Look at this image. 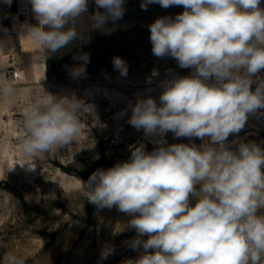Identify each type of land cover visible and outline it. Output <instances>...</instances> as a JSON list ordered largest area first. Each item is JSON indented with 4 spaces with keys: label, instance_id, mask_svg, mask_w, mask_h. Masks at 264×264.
<instances>
[{
    "label": "clouds",
    "instance_id": "1",
    "mask_svg": "<svg viewBox=\"0 0 264 264\" xmlns=\"http://www.w3.org/2000/svg\"><path fill=\"white\" fill-rule=\"evenodd\" d=\"M29 2L38 23L24 33L36 48L53 54L79 38L77 23L89 0ZM3 3L10 6L12 0ZM150 4L184 9L149 25L153 55L171 56L179 67L195 71L165 81L159 105L151 97L138 100L129 123L147 134L171 131L205 143L161 140L150 153L142 144L129 146L128 160L97 169L81 181V192L98 208L115 206L131 217L127 226L137 233L131 247L143 252L126 264H264V150L241 143L234 152L225 144L249 114L264 109V79L257 77L251 90L253 77L264 69L261 0H142L140 6L147 10ZM95 5L104 12L89 17L94 28L104 29L125 12L124 0H95ZM80 59L87 62L89 56ZM113 66L127 75L120 57ZM84 70L80 65L72 74ZM15 98L14 84L0 79V103L10 106ZM85 108L76 99L49 94L27 105L19 137L23 155L39 158L71 146L85 133ZM111 251L104 248L101 258Z\"/></svg>",
    "mask_w": 264,
    "mask_h": 264
},
{
    "label": "rangeland",
    "instance_id": "2",
    "mask_svg": "<svg viewBox=\"0 0 264 264\" xmlns=\"http://www.w3.org/2000/svg\"><path fill=\"white\" fill-rule=\"evenodd\" d=\"M15 1L8 6L0 0V79L11 81L16 89L14 104L0 103V264H12V257L23 264H126L143 252L142 247H131L137 237L127 226L131 217L115 206L90 203L81 192V181L87 182L97 169L128 160L129 146L142 144L150 153L161 140L167 145L205 143L195 137L177 138L171 131L147 134L129 123L138 100L151 97L159 105L165 81L192 75L191 68L179 67L175 58L153 55L150 42L151 23L174 18L184 9L150 4L144 10L142 0H124L123 17L99 29L89 17L104 9L89 0L87 13L77 23L79 38L49 54L26 37V27L38 22L33 13L17 20ZM84 53L87 62L80 59ZM114 57L126 63V76L114 68ZM34 62L44 65L39 77ZM80 65L85 70L74 76L72 69ZM257 77L264 79L262 74L253 77L252 91ZM48 94L76 99L91 110L85 108L81 117L85 133L69 147L26 157L19 143L23 110ZM241 143L264 150V109L249 114L244 127L225 142L234 152ZM190 199L194 206L196 198ZM106 247L112 251L102 259Z\"/></svg>",
    "mask_w": 264,
    "mask_h": 264
},
{
    "label": "built area",
    "instance_id": "3",
    "mask_svg": "<svg viewBox=\"0 0 264 264\" xmlns=\"http://www.w3.org/2000/svg\"><path fill=\"white\" fill-rule=\"evenodd\" d=\"M15 12L19 15L22 20H26L31 16V5L29 0H16L15 1ZM194 69L191 68V74H194ZM258 74L264 75V69H262ZM257 74V75H258Z\"/></svg>",
    "mask_w": 264,
    "mask_h": 264
},
{
    "label": "bare ground",
    "instance_id": "4",
    "mask_svg": "<svg viewBox=\"0 0 264 264\" xmlns=\"http://www.w3.org/2000/svg\"><path fill=\"white\" fill-rule=\"evenodd\" d=\"M15 18L17 19V20H21V18L19 17V15L18 14H16V16H15ZM27 37V36H26ZM43 63H41V64H38V63H35L34 62V64H33V69H34V73H35V76L36 77H39V75L42 73V71H43ZM40 80V79H39Z\"/></svg>",
    "mask_w": 264,
    "mask_h": 264
},
{
    "label": "crops",
    "instance_id": "5",
    "mask_svg": "<svg viewBox=\"0 0 264 264\" xmlns=\"http://www.w3.org/2000/svg\"><path fill=\"white\" fill-rule=\"evenodd\" d=\"M33 24V23H32Z\"/></svg>",
    "mask_w": 264,
    "mask_h": 264
}]
</instances>
